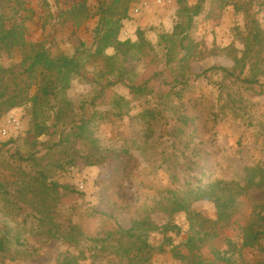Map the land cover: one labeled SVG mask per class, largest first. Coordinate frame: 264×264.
<instances>
[{
  "label": "rangeland",
  "instance_id": "obj_1",
  "mask_svg": "<svg viewBox=\"0 0 264 264\" xmlns=\"http://www.w3.org/2000/svg\"><path fill=\"white\" fill-rule=\"evenodd\" d=\"M77 1L24 0V6L33 12L31 20L25 23L27 40L42 43L51 55H73L77 49H93L94 30L98 21L95 13L100 0H87L92 16L81 22L73 21L71 15L64 13ZM198 1L201 0H129V11L127 17L121 21L118 40L136 42L138 33L141 32L154 47V54L161 58L159 34L172 33L179 21L180 6L192 7ZM7 2L8 0H0V12H4ZM259 2L262 0H255L246 7L249 14H245L243 11L237 13L232 6L221 7L217 1L203 0V10L194 18L190 32V37L198 45L197 57L190 63L191 83L180 96L171 93L166 100L169 108L158 106L156 96L133 97L123 85L114 86L109 93L123 96L129 101V112L126 115L113 116V109L107 102L96 103L93 108L86 107V117H91L89 132L100 148H123L131 145L133 140L146 147L142 151L133 152L135 165L131 171L123 174L124 179L119 181L117 186L115 183H105V180L112 176V171L116 177L122 175V169L112 162L113 160L96 166H86L78 160L67 170H51L50 176L54 182L67 185L76 192L61 198L56 208L55 220L63 225L67 224V220H70L69 224H83L86 237H94L108 230L113 225V220L104 215L91 217L92 211L115 213L122 223L128 224L137 216V209L144 210L147 206L150 210L147 212L149 220L160 229L149 234L148 241L156 248V253L150 260L151 264H185L172 257L171 248H174L175 252H185L182 242L186 237L187 218L182 213L170 215L158 209L167 206L165 201L151 210V196L156 195L158 190L165 186L173 187L168 184L171 173L178 174L181 179L191 181L192 184L211 183L215 180L241 182L244 178V168L256 162L264 167V83L262 86L244 89L241 85L232 84L229 79L222 80V75L218 73H209L207 79H195L194 76L212 66L228 69L233 67L232 57L235 54L241 55V38L247 33L252 16L264 33V7H261ZM107 54L112 55L113 51L108 50ZM20 61L21 54L18 51L1 57V63L6 68L17 66ZM146 63L144 59L132 61L137 78L145 79L153 71L161 70V61L154 65L151 71H147ZM167 82H171V74L164 70L151 85L160 93H168L170 86ZM95 91L94 86L74 79L66 92V98L73 103L74 111L79 112V105L84 101L89 102ZM34 92L35 87L31 89L30 94ZM227 94H231L235 104L228 101ZM104 100L106 101V97ZM154 108L163 110V120L167 121L163 122L161 128L160 124L154 123V134L147 140L144 136L148 126L145 123L146 113ZM172 113L189 118L186 127L190 139L182 138L190 141L188 145L183 142L173 144L174 140L168 133L174 123ZM10 114L17 118L19 128L16 132L11 131L12 137L0 135V181L5 183L13 181L21 171L32 172L30 164L17 159L18 154L25 157L33 151L27 139L34 126L30 104L26 103L7 111L0 118V127L5 125L4 120ZM51 122L48 121L49 124ZM159 130L162 131V136L156 142ZM54 138L56 137L51 140ZM10 139L13 141L9 142ZM49 139L47 136H41L38 141L45 142ZM146 144H153V147ZM83 147L87 152L92 144L89 142L88 146ZM35 151L38 158L45 153L41 145L36 146ZM162 151L165 152L169 163L159 167L158 156ZM59 156L63 158L59 152H53L51 160ZM49 158L50 156L43 159L44 162ZM138 178L147 181V187L141 192L136 190ZM113 198L117 200L115 207L109 203ZM1 200L0 224H7L13 234L18 230L21 240L25 241L23 246L13 242L9 245L3 264H61L66 257L78 256L81 252L83 257L79 258V264H118L112 249L102 252L95 250L93 244L86 240H81L77 246H73L64 240L45 237L40 234V229L36 228V223L31 219L23 224V214L31 212L29 207L18 201V207L23 210L15 213L10 204ZM238 200L237 208L232 214L234 225L221 231L219 242L205 246L203 253L206 257H210L212 247L222 245L224 237H232L235 240L239 238L237 227L245 223L253 205H262L264 196L259 190L251 189L247 196ZM192 208L205 218L215 217V206L211 202L198 201ZM167 224L174 226V229L162 232V226ZM66 231L67 229H64V232ZM159 246H164V252H158ZM257 255L258 253L253 254L250 250L244 253L248 261L256 260Z\"/></svg>",
  "mask_w": 264,
  "mask_h": 264
},
{
  "label": "trees",
  "instance_id": "obj_2",
  "mask_svg": "<svg viewBox=\"0 0 264 264\" xmlns=\"http://www.w3.org/2000/svg\"><path fill=\"white\" fill-rule=\"evenodd\" d=\"M221 7L232 6L240 13H248L246 7L255 0H213ZM257 1V0H256ZM24 0H8L4 12H0V118L7 111L30 104L31 113L34 116L33 131L28 134V142L33 151L27 156H20L18 160L30 164L31 173L21 171L13 181H0V200L10 204L13 211L23 210L19 202L29 207L31 212H25V220L31 219L40 229V234L47 238L60 239L77 246L81 240L91 242L94 249L104 251L112 249L117 257L118 264H151V257L156 253V248L148 241L149 234L160 230L149 220L145 206L144 210L137 209L135 219L125 224L112 212H91V217L104 215L113 220V225L103 233L94 237H86L83 224L63 225L54 219L57 205L61 198L75 194L76 192L67 185H60L51 179L50 171L67 170L80 160L86 166H96L102 162H115L122 169V175L112 176L105 180L107 185L115 183V186L124 179L123 174L131 171L135 160L133 152L142 151L146 146H141L137 140L123 148H100L89 132L91 117H86V107H96V103L107 102L113 109V116L122 117L128 111L129 101L120 95L109 92L116 85H123L133 97L156 96L157 105L168 107L166 100L173 95L180 96L189 86L192 75L190 63L197 57L198 45L190 37L194 18L203 10V0L198 1L192 7L180 6L178 10L179 21L175 24L171 34H159V46L162 56L158 58L154 54V47L146 40L143 33H138L137 41H120L118 35L121 21L127 17L129 0H100L95 15L98 16L95 27L93 49H77L73 55L59 53L51 55L42 43H32L26 38V21L31 20L33 12L24 6ZM264 7V0L259 2ZM87 0H78L65 10V14L71 15L73 21L81 22L90 16ZM63 14V13H62ZM250 26L244 37L241 38L243 50L241 55L232 57L234 65L228 69L221 66H212L201 73L194 75L197 78H208L209 73L221 74L223 79L231 80L232 84H238L249 89L254 86H262L264 83V33L260 29L257 20L252 16ZM112 50L113 54H107ZM236 51L235 49H233ZM18 51L21 61L17 66L6 68L1 63L3 55H9ZM144 59L147 63V71H151L154 65L161 61L160 71H153L145 79L137 78L132 61ZM152 66V68H151ZM167 70L171 74L168 93H160L151 83ZM74 79L86 82L96 89L89 102L79 105V112L74 111L73 103L66 98V92ZM262 80V81H261ZM219 86V85H218ZM35 92L31 95V89ZM106 97V101L104 100ZM228 101L235 104L231 94H227ZM169 108V107H168ZM235 109V106L232 105ZM164 109V110H165ZM173 114V113H172ZM145 123V139H150L154 134V123L164 125L163 110L154 108L147 113ZM174 123L169 128V136L174 140L173 144L183 142L186 145L188 138L187 124L189 118L185 115L173 114ZM48 121H52L51 124ZM158 142L162 131H158ZM47 136L45 142H39L38 138ZM53 137L54 140H51ZM190 139V138H188ZM12 142L13 139L8 140ZM92 144L89 151L85 152L84 146ZM41 145L45 150L41 158L37 157L35 147ZM149 146L148 144H146ZM151 144L149 147H153ZM53 152H59L63 158L51 160ZM50 156L47 162L43 159ZM159 167L165 163V152L158 156ZM19 171V169H18ZM136 190L141 192L147 181L138 178ZM170 186L158 190L151 196V210L155 205L165 201L167 204L162 209L171 214L182 213L187 218L186 237L183 239L185 252L172 250V257L185 264H264V201L260 207L253 205L247 220L239 225L237 230L239 238L224 237L220 247H212L210 257H206L203 249L207 245L220 241V233L224 229L234 225L233 212L237 208L238 199L247 196L250 190H259L264 196V167L259 162L244 168L243 181L225 182L215 180L211 183L183 180L176 173L170 174ZM180 185L182 188H180ZM114 191V190H113ZM136 200L137 197L135 196ZM208 201L215 206V217L208 219L192 208L198 201ZM110 204L116 206L117 200L113 198ZM19 226V224H18ZM64 229H67L64 232ZM174 229V226L163 225L161 230L166 232ZM23 246L20 232L11 233L10 227L0 224V263L5 260L11 243ZM246 250L258 253L256 260L248 261L244 256ZM158 252H164V246H159ZM254 256V255H253ZM69 257V256H68ZM66 257L61 264H79L78 256Z\"/></svg>",
  "mask_w": 264,
  "mask_h": 264
},
{
  "label": "built area",
  "instance_id": "obj_3",
  "mask_svg": "<svg viewBox=\"0 0 264 264\" xmlns=\"http://www.w3.org/2000/svg\"><path fill=\"white\" fill-rule=\"evenodd\" d=\"M135 12H138V10H135ZM4 124L5 125L0 127V135L4 137H12L13 134L11 131L16 132L19 128V122L13 114H10L5 118Z\"/></svg>",
  "mask_w": 264,
  "mask_h": 264
}]
</instances>
